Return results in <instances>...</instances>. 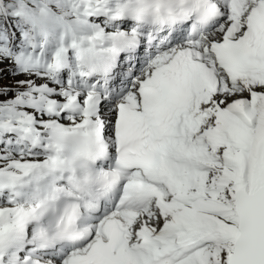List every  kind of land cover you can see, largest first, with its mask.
<instances>
[{
  "label": "snow or ice",
  "instance_id": "obj_1",
  "mask_svg": "<svg viewBox=\"0 0 264 264\" xmlns=\"http://www.w3.org/2000/svg\"><path fill=\"white\" fill-rule=\"evenodd\" d=\"M0 264H264V0H0Z\"/></svg>",
  "mask_w": 264,
  "mask_h": 264
}]
</instances>
